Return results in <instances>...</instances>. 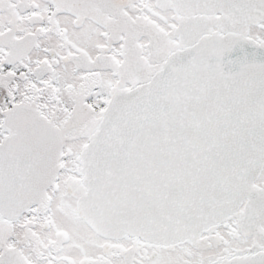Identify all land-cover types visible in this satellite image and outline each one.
I'll list each match as a JSON object with an SVG mask.
<instances>
[{"label": "snow or ice", "instance_id": "1", "mask_svg": "<svg viewBox=\"0 0 264 264\" xmlns=\"http://www.w3.org/2000/svg\"><path fill=\"white\" fill-rule=\"evenodd\" d=\"M0 264H264V0H0Z\"/></svg>", "mask_w": 264, "mask_h": 264}]
</instances>
